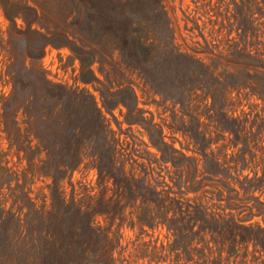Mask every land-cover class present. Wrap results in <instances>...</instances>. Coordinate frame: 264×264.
Returning a JSON list of instances; mask_svg holds the SVG:
<instances>
[{
  "label": "rangeland",
  "instance_id": "1",
  "mask_svg": "<svg viewBox=\"0 0 264 264\" xmlns=\"http://www.w3.org/2000/svg\"><path fill=\"white\" fill-rule=\"evenodd\" d=\"M8 9L12 20L0 0V264H56L43 237L81 222L73 202L109 237L83 247L111 250L110 264H264V0ZM42 79L91 97L73 105L84 159L58 188L45 172ZM67 142L57 151L77 146Z\"/></svg>",
  "mask_w": 264,
  "mask_h": 264
},
{
  "label": "trees",
  "instance_id": "2",
  "mask_svg": "<svg viewBox=\"0 0 264 264\" xmlns=\"http://www.w3.org/2000/svg\"><path fill=\"white\" fill-rule=\"evenodd\" d=\"M5 7L6 15L9 19L12 20L13 15L11 14L10 9H8V5L10 0H6L5 2L1 0ZM264 67V62L263 65ZM257 67V66H256ZM14 86H15V102H20L19 94L22 91V87L24 86V82L22 80V76L13 75ZM19 84V87L17 85ZM41 87L38 86V91L40 88L45 89L43 94L40 95L38 103L42 98L44 100V105L46 104V112H41V119L46 127L45 132V141H47V159L45 161V172L48 174H52L54 176V186L53 188H58L59 181L62 176L65 175L68 169H76L83 161L84 154L83 148L81 146L82 139V128L73 127L72 118L74 113L73 105L78 102L81 96L90 97L86 92L81 91H70L63 86H55L47 83L44 79L41 81ZM91 98V97H90ZM52 100V101H51ZM66 106H65V105ZM94 105V111L97 109ZM66 107V109L64 108ZM65 110L67 112V116H65ZM98 116V114H97ZM99 117V116H98ZM53 137L52 139L50 137ZM70 142H67V145L76 147H69L73 151L68 153H61L57 151V145L60 144V137H64ZM44 141V140H43ZM46 146V144H44ZM95 162L99 159V163L102 164L103 158H96V154H91ZM99 164V165H100ZM99 173L101 180L105 181L106 178H114L115 183H120V178L118 175L113 172V170L108 169L105 170L102 166L99 167ZM62 174V176H60ZM160 193L158 194V197ZM54 197V196H53ZM62 200V199H61ZM54 204V203H53ZM60 207H55V210L50 213L52 216H55V220H58L62 215H66L64 208L70 207V205H65L64 202L59 204ZM73 207V214L75 217H79L81 222L74 220L73 229L70 232H66L63 229L59 230V233H55L52 231H47L44 234L43 242L45 243V252L50 256L53 254L56 256V264H88L92 260H96L98 262H103L105 264H110L114 261L112 257V251H98V250H88L83 247V243L85 237L89 240L93 238L96 240H108V235L103 232H98V229L93 228V219L89 214L88 209H83L81 206H77V203L73 202L71 204ZM63 208V210H61ZM69 209V208H68ZM195 215H191V221H198L199 218V208L195 212ZM66 217V216H65ZM63 217V218H65ZM204 228L214 229V226L209 222L207 218H204ZM85 228L88 231V236L84 234Z\"/></svg>",
  "mask_w": 264,
  "mask_h": 264
}]
</instances>
